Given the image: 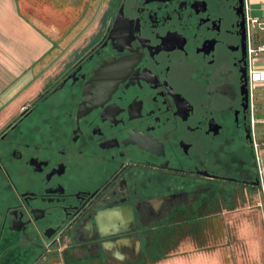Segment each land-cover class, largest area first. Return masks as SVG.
Returning a JSON list of instances; mask_svg holds the SVG:
<instances>
[{
	"label": "flooded vegetation",
	"instance_id": "af4514ba",
	"mask_svg": "<svg viewBox=\"0 0 264 264\" xmlns=\"http://www.w3.org/2000/svg\"><path fill=\"white\" fill-rule=\"evenodd\" d=\"M104 2L0 130V264H116V238L207 210L215 184L260 188L247 1Z\"/></svg>",
	"mask_w": 264,
	"mask_h": 264
},
{
	"label": "crops",
	"instance_id": "0c3cea01",
	"mask_svg": "<svg viewBox=\"0 0 264 264\" xmlns=\"http://www.w3.org/2000/svg\"><path fill=\"white\" fill-rule=\"evenodd\" d=\"M26 1L0 0V130L53 75V39L27 14ZM246 1L250 16L264 20V0ZM257 41H261L260 35ZM257 69L264 71V56L257 60ZM256 115L264 125V111ZM259 141L264 187L263 133ZM213 188L216 195L207 210L201 205L189 215L182 209L148 236L116 238V264H264L262 188L222 183ZM65 259L52 263L99 264L79 262L76 254H67Z\"/></svg>",
	"mask_w": 264,
	"mask_h": 264
},
{
	"label": "rangeland",
	"instance_id": "374dc122",
	"mask_svg": "<svg viewBox=\"0 0 264 264\" xmlns=\"http://www.w3.org/2000/svg\"><path fill=\"white\" fill-rule=\"evenodd\" d=\"M30 1H26L29 4L27 14L51 36L53 41H57L56 54H59L58 60L65 56L67 50L77 40L88 36L92 32V24L96 17L95 14L105 3L104 0ZM65 48L66 50H64ZM262 88L264 87L258 88L254 95L256 113L264 111V89ZM256 132L257 142L260 144L259 139L261 134H264V125H257ZM62 258L61 260V256L53 255L49 260L43 262V264H53L52 262L54 261L65 262L66 259L64 257Z\"/></svg>",
	"mask_w": 264,
	"mask_h": 264
},
{
	"label": "built area",
	"instance_id": "2783aa9c",
	"mask_svg": "<svg viewBox=\"0 0 264 264\" xmlns=\"http://www.w3.org/2000/svg\"><path fill=\"white\" fill-rule=\"evenodd\" d=\"M247 9V27H248V75H247V87L249 91L250 99V123L252 127V147L256 155V160L258 163V175H259V186L262 188V193L264 196V187L262 180V171L260 169L259 158H258V148L259 143L256 137V126L260 122L257 118L255 112V92L258 88L264 86V71L257 69V60L259 57L264 56V20L252 18ZM261 36V41H255V39Z\"/></svg>",
	"mask_w": 264,
	"mask_h": 264
},
{
	"label": "water",
	"instance_id": "95a60500",
	"mask_svg": "<svg viewBox=\"0 0 264 264\" xmlns=\"http://www.w3.org/2000/svg\"><path fill=\"white\" fill-rule=\"evenodd\" d=\"M246 87H247V81L246 79H243V85L241 86V88H246ZM252 185L258 186V183H252ZM122 217H124L123 214H122Z\"/></svg>",
	"mask_w": 264,
	"mask_h": 264
}]
</instances>
